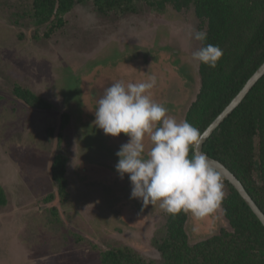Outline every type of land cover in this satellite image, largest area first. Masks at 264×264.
<instances>
[{
    "label": "rangeland",
    "instance_id": "1",
    "mask_svg": "<svg viewBox=\"0 0 264 264\" xmlns=\"http://www.w3.org/2000/svg\"><path fill=\"white\" fill-rule=\"evenodd\" d=\"M28 1L0 0V264H101V253L116 245L158 261L150 242L162 211L130 198L128 174L121 179L115 170L128 137L105 135L94 111L112 83L155 76L152 98L184 120L200 89L189 58L199 47L188 38L196 19L145 5L137 14L100 15L88 3L36 26ZM17 90L49 110L26 104ZM54 154L67 159L63 197L50 178ZM223 191L225 200L224 184ZM187 216L190 245L228 227L222 207L202 220Z\"/></svg>",
    "mask_w": 264,
    "mask_h": 264
},
{
    "label": "trees",
    "instance_id": "2",
    "mask_svg": "<svg viewBox=\"0 0 264 264\" xmlns=\"http://www.w3.org/2000/svg\"><path fill=\"white\" fill-rule=\"evenodd\" d=\"M25 9L36 26L56 23L60 14L77 5L91 4L100 15L137 14L144 5L160 14L168 8L176 13L192 11L197 28L206 30L205 43L218 45L223 55L215 68L199 65L200 89L184 120L202 133L237 95L264 62V1L260 0H29ZM26 3V2H25ZM24 17V12L20 13ZM21 19V18H19ZM200 46V44H199ZM26 104L49 110L50 105L30 92ZM62 121L57 136L62 140ZM53 130H50V134ZM203 152L222 163L242 183L264 214V76L243 102L224 120L203 145ZM67 159L54 154L50 178L61 196H66ZM229 197L222 200L228 227L215 235L189 244L187 214L175 216L162 211L163 223L151 239L158 261L147 260L128 246L116 245L103 251L101 264H264V228L236 191L224 180ZM5 205L0 189V207Z\"/></svg>",
    "mask_w": 264,
    "mask_h": 264
},
{
    "label": "clouds",
    "instance_id": "3",
    "mask_svg": "<svg viewBox=\"0 0 264 264\" xmlns=\"http://www.w3.org/2000/svg\"><path fill=\"white\" fill-rule=\"evenodd\" d=\"M188 38L200 44L191 51V62L215 68L223 51L205 43L207 31L192 28ZM156 84L155 76L112 83L96 101L94 124L105 135L128 137L116 152L115 170L121 179L128 174L130 198L143 205L158 204L167 215L184 213L202 220L221 207V175L198 150L200 131L187 120L168 115V109L152 98Z\"/></svg>",
    "mask_w": 264,
    "mask_h": 264
},
{
    "label": "water",
    "instance_id": "4",
    "mask_svg": "<svg viewBox=\"0 0 264 264\" xmlns=\"http://www.w3.org/2000/svg\"><path fill=\"white\" fill-rule=\"evenodd\" d=\"M264 1V0H260ZM264 76V62L260 67L254 72V74L247 80L244 86L240 89L237 95L231 100V102L223 109V111L209 124L208 127L201 133L202 142L199 145L200 152H203V145L212 135V133L227 119L232 112L243 102L245 97L248 95L250 90L255 86V84ZM206 155V154H205ZM207 156V155H206ZM208 160L212 167H214L221 175L222 180L226 181L239 195L245 205L249 208L252 214L260 222L264 228V214L252 200L250 195L247 193L242 183L232 174L228 168H226L219 161L208 157Z\"/></svg>",
    "mask_w": 264,
    "mask_h": 264
},
{
    "label": "crops",
    "instance_id": "5",
    "mask_svg": "<svg viewBox=\"0 0 264 264\" xmlns=\"http://www.w3.org/2000/svg\"><path fill=\"white\" fill-rule=\"evenodd\" d=\"M148 206H150V207H151V204L147 205V207H148ZM152 208H153V206H152Z\"/></svg>",
    "mask_w": 264,
    "mask_h": 264
}]
</instances>
